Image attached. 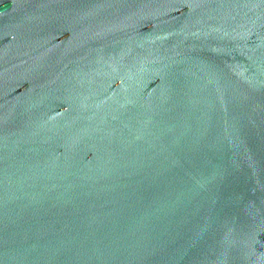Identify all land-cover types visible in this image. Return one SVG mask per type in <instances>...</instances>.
Returning a JSON list of instances; mask_svg holds the SVG:
<instances>
[{
    "label": "water",
    "instance_id": "obj_1",
    "mask_svg": "<svg viewBox=\"0 0 264 264\" xmlns=\"http://www.w3.org/2000/svg\"><path fill=\"white\" fill-rule=\"evenodd\" d=\"M0 264H264V0H0Z\"/></svg>",
    "mask_w": 264,
    "mask_h": 264
}]
</instances>
